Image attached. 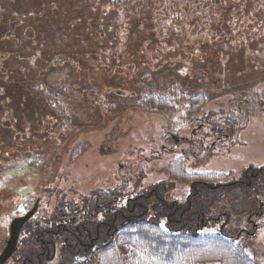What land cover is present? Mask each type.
Returning a JSON list of instances; mask_svg holds the SVG:
<instances>
[{"label": "rangeland", "instance_id": "1", "mask_svg": "<svg viewBox=\"0 0 264 264\" xmlns=\"http://www.w3.org/2000/svg\"><path fill=\"white\" fill-rule=\"evenodd\" d=\"M0 1L5 4L7 9L9 8L10 2ZM14 3L18 5L17 1L12 0L11 4ZM0 14L3 16V20L0 16V40L4 41L2 46L15 48L17 38L16 40L12 38L8 43L9 39H5L4 36L8 32L9 26V19L5 15L16 17L13 13L5 11V7H0ZM125 14L128 15V18L124 19H128V24H131L130 29L128 28L127 32L124 31L125 24L117 14L109 15L105 24L104 33L106 36L103 37L98 31V25H102V19L99 20L98 16V25L93 28L97 32V38L91 41L96 45L95 52L92 54L93 59L85 61L84 67L86 68L81 69L74 63H68L66 66L67 60L63 63L59 59L57 62L56 60L51 61L50 58L44 65L38 66L36 64L37 53L19 58L26 64L27 74L21 78L22 81H25V84H21L23 87L15 89H20V93L26 96L25 108L31 110L32 104L36 108L39 102L37 96H33L36 93H29L27 87H38L39 91H36L38 93L44 88H48L52 95L42 94L43 96L41 95L40 98L55 111L59 110L58 102L61 103L71 117L68 120L57 112L55 115L48 113V115L37 116L35 114V124L29 120V117H25L23 112L19 115V117L21 116L20 121L23 120V125H21L20 131H16V125L12 118L14 111L8 109L6 124L8 132L13 138L23 140L28 147L23 149L26 153L24 157H22V149L18 150L16 147H11L6 154H3V151L0 152V221L10 213L12 208L14 209L13 204L23 202L19 195L28 192L30 190L28 187L34 185V180L39 177L40 172L44 173L41 169H44L45 159L51 150L47 152L41 150L44 152V158H39L35 167L26 161L28 157L35 156L34 152L40 153L34 147L36 144L43 143L52 137H54L52 140L62 137V141H65L74 136L72 141L75 142H83V139L86 138H92L93 142L101 139L111 142L124 137L130 144L129 152L133 154L131 157H135L137 154L149 155L150 151L147 145L151 143L152 147L157 149L159 129L166 126L167 121L173 131L185 127V123L188 121L187 115L190 108L193 107L191 101L198 97H204L207 100L205 109L209 110L210 108L217 114L224 112L226 126L233 129L227 132V135H230L228 139L218 143L213 150L214 154L209 159L193 164L194 168L191 170L201 167L199 170L202 171L227 173L230 175L229 182L244 177L248 173L261 172L262 176L258 182L263 181V184L250 188L237 186L238 189L228 190L223 200V209L231 218L230 223L204 227L198 233L216 234L220 233L223 228L230 231L238 227H246L253 234L241 239L239 243L251 260L256 264H263L264 216L257 220L258 227L250 224L249 218L256 212L263 211L262 208H264V24H262L264 21L259 20L257 29L248 31L242 25L245 19H239V22L234 23L229 19L231 14L227 10L214 9L210 12H201L199 18L204 22H199L201 26H197L198 28L195 29L197 32L188 33L187 40L177 36L178 29L175 30V33L171 32L172 29H164L157 39L148 40L150 33L156 32L152 28L153 25L155 26V22L150 21L152 26L147 28L145 21L147 15L141 13L136 16L135 20V17L129 16L130 12ZM20 17L23 16L20 15ZM27 18L30 16L27 15ZM158 18L163 22V17ZM67 22L68 27L79 23L76 18L70 17ZM187 28L186 23L181 21L179 32L184 34ZM58 31L59 33L53 39L63 32V30ZM71 31L72 29L69 33ZM18 32H22V30L15 29L14 35L17 37H19ZM162 35H164L163 41L159 39ZM41 36L45 38L48 34L45 36L41 34ZM153 37L156 36L153 35ZM30 41L39 42L40 37L38 40ZM150 43L153 44L150 45ZM82 44L83 42L78 45ZM154 44L166 48L150 49L149 51H153V53L149 52V57L147 58L146 55L144 56L146 59L141 60L144 59L141 54L146 50V45L153 47L156 46ZM1 48L4 49V47ZM82 48H87V45L84 44ZM123 49H127V52L130 53L132 60H128L129 62H125V59L115 60L120 50ZM141 49L143 50L141 51ZM83 50L85 51V49ZM102 53L106 55L104 58L109 62L110 56L113 57V64H111L112 62L110 64L101 63L96 59ZM84 54H87V50ZM0 61L4 60L0 59ZM53 63L56 65H52ZM47 64L56 70L51 71V67H48ZM101 65H106L107 74L100 73L97 66ZM39 67L46 68L47 73L43 74ZM83 73L87 74L92 81L88 79V83L87 78L80 75ZM143 76L147 77L143 78ZM96 77H100V80L95 81ZM106 80L108 82L105 87H102V91H97L94 84ZM4 84L6 83L4 82ZM5 88L11 94L9 87L5 85ZM101 95L104 99L106 98L102 107L96 105L97 99L95 98L96 96L99 99L98 96ZM147 96L166 99L175 106L174 109H168L171 110V113L166 114L169 119H164L154 111L156 110L154 107L146 105L143 100ZM17 98L13 96L14 101ZM239 98L250 99L254 103V107L249 105L250 109H247L246 106H243V109L240 110L236 102ZM0 103L7 107L12 105L9 98H2ZM15 105L17 112L26 110L24 106L20 108L17 102ZM142 109L151 113L145 112L144 115L141 113ZM0 111H2L1 107ZM33 111L35 110L33 109ZM69 121L71 122L69 126L61 131L59 125ZM3 136L6 141H9V134ZM0 140L4 139L0 138ZM145 148L147 151L143 150ZM96 155L98 154L94 151L82 157L77 155L78 159L74 166V162L70 159L72 155L67 151L65 158L69 159L70 166L65 167L61 173L65 170L70 172L68 169L75 167V177L86 181L92 179V175L95 176L96 168L104 165V163H99ZM186 163L190 168L191 162L187 161ZM151 168V173L156 178L157 174H160L165 168V164L155 163ZM57 184H60V177ZM11 190L15 191L16 197L19 199L8 197L12 194ZM118 250L127 254L132 248L126 242H120Z\"/></svg>", "mask_w": 264, "mask_h": 264}, {"label": "flooded vegetation", "instance_id": "2", "mask_svg": "<svg viewBox=\"0 0 264 264\" xmlns=\"http://www.w3.org/2000/svg\"><path fill=\"white\" fill-rule=\"evenodd\" d=\"M236 102L240 110L243 106L254 107L250 99L239 98ZM206 103L190 108L185 127L173 131L167 121L158 131L157 149L151 143L147 145L149 155L131 157L130 144L124 137L111 142L86 138L83 142L64 143L66 151L77 149L80 157L96 152L99 163L104 165L96 168L95 176L87 182L74 176L75 167L61 173L70 166L67 159L58 175L60 184H57L59 177L55 184H46L50 177H45L43 183L34 184L19 195L21 205L13 204L14 209L0 221V264H98L103 253L119 248L132 227L141 223L154 222L171 233L188 235L199 234L204 227L230 223L231 218L223 209L228 190L238 189L237 186L258 187L263 184L258 182L262 173H248L229 182L227 173L202 171L201 167L191 170L193 164L209 159L218 143L228 139L227 132L233 129L226 126L224 112L206 110ZM174 108L154 111L169 119L168 109ZM145 112L151 113L141 110L144 115ZM77 159L72 161L74 166ZM187 161L191 162L190 168ZM155 163L165 164L156 178L151 173ZM180 163L186 180L172 176L178 172ZM211 173L221 175L214 185L205 176ZM10 192L9 198L19 199L14 190ZM35 206L30 219L16 229L15 247L2 258L12 223L31 213ZM262 209L249 218L250 224L256 225L264 216ZM238 228L243 229L245 237L253 234L246 227ZM224 231L225 228L220 230Z\"/></svg>", "mask_w": 264, "mask_h": 264}, {"label": "trees", "instance_id": "3", "mask_svg": "<svg viewBox=\"0 0 264 264\" xmlns=\"http://www.w3.org/2000/svg\"><path fill=\"white\" fill-rule=\"evenodd\" d=\"M6 1L10 2V5H8L9 8L7 9L5 4L1 1L0 7H5V11L13 13L16 18H12L9 14L5 15L6 18L9 19V26L7 28L8 32L4 37L5 39H9L7 40L8 43L12 38L13 40L17 38V40L15 41V48L12 46H2L4 41L0 40V47H4V49H0V59L4 60L2 62L0 61V101L2 98H9L12 104L7 107V105L2 106L0 103V107L2 108V111H0V138L4 139L0 140V152L3 151V154H6L10 151L11 147H16L18 150L22 149V157L26 156L23 149L28 146L23 140L20 138H13L10 132H8L6 128L8 122V109L14 111L12 113V118L16 125V131H20L21 125H23V120L20 121L21 116L19 117L23 112L25 117H29V120H32L34 123L36 122L35 114H37V116L44 114L48 115V113L55 115V112H57L68 120H70L71 116L61 103L58 102L59 110L56 109L55 111L47 102H44L40 98L42 94L52 95V93L48 91V88H44L40 94L36 92L39 91L38 87H27L26 89L29 93H36L32 94L33 96H37L39 102L36 108L33 104L31 110L25 108L24 103L27 101L26 96L20 93V89H15L20 88V86H22L21 84H25V81H22L21 78L24 74H27L25 68L26 64L19 60V58L37 53L36 64H38V66L44 65L47 59L50 58L51 61L56 60L57 62L59 59V61L61 60L63 63L67 60L65 63L66 66L68 63H74L81 69L86 68L84 67L85 61L93 59L92 54L95 52L94 48L96 45L91 41L97 38V32L93 28L98 25V16L100 18L99 20L102 19V25H98V31L103 37L106 36L104 33L106 30L105 24L109 15L117 14L119 18H122V23L125 24L124 31L127 32L131 24H128V19H124L128 18V15L125 13L130 12L129 16H132V18L135 17V20L136 16L143 13L147 15L145 18L147 28H151L152 26L150 21L155 22V26L153 25L152 28L155 29L156 32L150 33L148 40L157 39V36L164 29H172L171 32L173 33L178 29L177 36H181L182 39L187 40L188 33L195 32V29L198 28L197 26L200 25L199 22H204L199 18L201 12H210V10L214 9L227 10L229 14H231L229 19L234 21V23L239 22V19H245L242 25H244V28L248 31H252L254 28L257 29L259 20L264 21V0H15L18 2V5H16V3L12 5V0ZM20 15L23 17H20ZM27 15L30 16V18H27ZM0 16L2 17L1 20H3L2 14H0ZM160 16L163 17V22L158 18ZM69 17L76 18L79 23L68 27L67 20ZM181 21H184L188 27L184 34L179 32ZM262 24H264V22ZM16 28L22 30V32H18L19 37L14 35ZM71 29L72 31L69 33ZM58 30H63V32L53 39V37L59 33ZM41 34L44 36L48 34V36L44 38ZM153 35L156 37H153ZM39 37V42L33 43L30 41L33 39L38 40ZM159 39L163 41L164 35ZM81 42H83V44L78 45L81 44ZM84 44L87 45V48H82ZM152 44L153 43H150V45ZM20 45L21 47H19ZM159 48L166 47H158L157 45L149 47V45H146V50L142 52L141 57L144 58V56L147 55L146 57L148 58L149 52L150 54L153 53V51H149L150 49ZM167 48L170 49L169 47ZM83 49H85V51L87 50L86 55ZM142 50L143 49H141V51ZM1 54H3V56H1ZM150 56L156 58L153 55ZM104 57H106V55L102 53L100 57H96V59L101 63L110 64L112 62L111 64H113V57L110 56V62ZM146 57L141 60H145ZM76 59L78 60L77 62ZM122 59H125V62L132 60L127 49L120 50L115 60L121 61ZM52 65L56 64L53 63ZM47 66L51 67L49 64H47ZM97 68L100 70L101 74H107L108 72L106 65L97 66ZM39 69H41L43 74L47 73L46 68L43 69L39 67ZM50 70L53 71L56 70V68L51 67ZM80 75H84L88 82L89 78L87 74L83 73ZM146 77L147 76H143V78ZM116 79L119 78L116 77ZM94 80H100V77H96ZM90 81H92V79ZM4 82L6 84H4ZM106 82H108V80L96 82L94 84L95 89L97 91H102V87H105ZM5 85L9 87L13 96L18 97L15 101L13 100V96L6 90ZM99 87L101 88L99 89ZM103 96H105V94H103ZM103 96H98L99 99L95 96L97 99V106L102 107L105 103L106 98L104 99ZM13 101L14 104L17 102L20 108L24 106L26 110H19L20 113L17 112V107L16 105L14 106ZM143 101L146 102V105L154 107V109L173 106L168 100L157 99L154 96H147ZM205 101L207 100L204 97H198L193 99L191 104L196 108L204 104ZM33 109L35 111H33ZM70 123L69 121L60 124V130L63 131ZM5 134H9V141L5 140L3 136ZM52 138L46 139L45 142L38 145L36 144L34 147H36L40 153L34 152L35 156L33 158L28 157L26 159L29 165L35 167L37 166L39 158H44V152L41 150H46L45 152L51 150L48 156L49 158L46 157L45 159L44 169H41L44 173L40 172L39 177L34 180L35 182L33 181L34 184L43 183L45 177H50L46 184H55V180L59 177L58 175L62 170L61 166H63L65 160L68 159L65 158L67 149L64 148V143L67 141H69V143L74 142L72 141L74 136H71L69 140L66 139L65 141H62V137L58 140H52ZM68 153H71L72 158L70 159L73 161L76 159L79 151L77 149H69ZM172 176L181 180H186L188 178L183 171L182 163L178 165V172ZM205 176L211 180L213 185L217 183L221 177V175L214 173ZM192 178L199 177L193 176ZM20 205L19 203V206ZM256 225L258 226V223ZM243 238L245 239V234L242 228H236L230 231L226 230L216 234L199 235L194 233L188 235L171 233L154 222H146L132 227L128 239L125 240L132 248L129 253L123 254L118 248L110 249L100 256L98 264H197L208 262H217L218 264H256L243 251L239 243Z\"/></svg>", "mask_w": 264, "mask_h": 264}, {"label": "water", "instance_id": "4", "mask_svg": "<svg viewBox=\"0 0 264 264\" xmlns=\"http://www.w3.org/2000/svg\"><path fill=\"white\" fill-rule=\"evenodd\" d=\"M38 205V204H37ZM36 205V206H37ZM36 206L35 208L33 209V211L31 213H28L24 218L22 219H19L15 222L12 223V226H11V236H10V240L8 242V247L6 249V252L4 254V256L2 258H5L7 257V255H9V253H11L12 249L15 247L16 243H17V236H18V232H17V227L19 225H21V223H24L26 222L27 220L30 219V217L33 215V213L35 212L36 210Z\"/></svg>", "mask_w": 264, "mask_h": 264}]
</instances>
